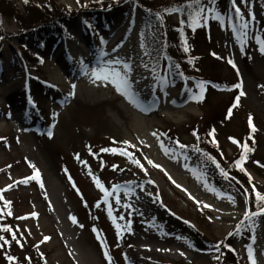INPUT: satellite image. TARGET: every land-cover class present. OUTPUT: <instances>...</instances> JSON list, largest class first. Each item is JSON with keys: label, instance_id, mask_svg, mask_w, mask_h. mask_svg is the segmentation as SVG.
<instances>
[{"label": "rangeland", "instance_id": "374dc122", "mask_svg": "<svg viewBox=\"0 0 264 264\" xmlns=\"http://www.w3.org/2000/svg\"><path fill=\"white\" fill-rule=\"evenodd\" d=\"M30 1L44 6L48 0ZM94 1L97 0H56V4L79 10L81 4ZM13 3L24 12L23 0H13ZM236 3L248 21L246 41L242 44L237 39L239 31L233 32V26L239 30L242 21L235 18L231 0H226L218 9L223 22L206 14L208 21L192 31L191 54L198 58V71L195 78H187L183 84L173 79L162 80L157 70L153 73L154 66L143 41L144 11L133 0L101 14L80 12L66 22L69 36L46 46L42 45L44 41L39 35L27 39L13 18H3L0 26V69L3 72L0 79L9 75L21 80L7 92L0 91V190H3V198L12 204L14 226L28 261L32 258L38 264H74L66 248L59 245L51 220L42 209L40 193L53 196V188L67 212L76 217L77 223L70 224L71 250L79 261L87 254L97 264H129L130 247L134 246L150 250L140 256L143 263L220 264L226 241L236 249L237 264H251L249 246L253 257L254 250H259L262 256L264 213L252 217L251 221L245 220L244 213L249 210L245 197L197 147L199 140L214 138L223 146L224 155L233 158L244 150L243 141H246L250 151L246 153L242 167L253 178L256 187L264 192V162L258 163V160L264 161V133L255 137L253 127L254 123L264 124V54L259 51L255 39L257 36L264 38V0H247L246 3L236 0ZM177 20L178 16L174 14L173 21ZM119 21L133 25L126 22L120 29L125 31V37L118 46L143 59L142 70L151 76L146 85L154 91L153 110L146 116V131L156 132L159 140L167 148L175 149V153L170 151L165 155L157 137L136 138L129 120L120 114V102L90 96L79 83V73L73 81L75 94L68 92V99L62 101L55 112L46 104L50 99L45 90L46 67L58 64V46H71L77 37L83 36L99 46L104 45L107 28ZM77 31H80L78 36H72ZM110 53H95L93 57H107ZM33 56L38 57V61L28 62ZM228 59L234 61L236 68L227 62ZM200 82H205L202 99H193L200 95L197 86ZM91 83L95 86V82ZM238 83L241 88L232 87ZM6 85L11 86L8 81ZM241 91L244 95H240ZM173 94H178L181 101L189 100L195 113H181L178 119L175 107L172 118L159 115L157 106ZM15 100L16 105L13 104ZM23 101L28 102L25 106L29 113L27 120L23 119L21 110L15 112L13 107L22 109ZM173 104L178 105L176 101ZM230 108L233 112L229 115ZM250 116L251 134L245 129L246 124L250 125ZM43 119L46 120L43 125L36 127ZM28 123L34 125L30 132H27ZM192 125L197 135H189ZM236 128L240 136L231 138ZM17 131L22 136H18ZM170 133L179 144L170 142ZM156 142L163 158L168 156L174 163L182 164L205 192L227 204L224 211L230 212L234 219L220 222L210 206L204 207L206 202L182 193L168 173H160L148 164V159L155 163L159 156L150 152ZM180 144L186 147L180 148ZM102 148L127 151L143 168L132 164L128 156L103 152ZM36 170L40 175L39 182L33 179L28 183L21 182L33 176ZM93 177L99 178L109 190L113 185H120L118 193L110 196L107 204ZM212 188L224 195L214 193ZM116 195L120 197V204L116 203ZM229 196L235 203L228 199ZM110 206L112 218L108 216ZM50 208L54 213L53 203ZM32 213L37 215L32 216ZM113 218L121 226L119 235ZM163 223H167L165 228ZM44 237L49 239L44 240ZM101 241L104 247H101ZM105 251L111 261L105 258ZM0 264H9L1 248Z\"/></svg>", "mask_w": 264, "mask_h": 264}, {"label": "bare ground", "instance_id": "6f19581e", "mask_svg": "<svg viewBox=\"0 0 264 264\" xmlns=\"http://www.w3.org/2000/svg\"><path fill=\"white\" fill-rule=\"evenodd\" d=\"M126 22L127 21H119L107 28L106 36L104 38L106 44L104 45L102 44L99 46L97 43L89 41L85 36H83L81 38L77 37L75 42L73 41L71 43V46H68V44L67 46H64V44L62 46H58V64H48L46 67L47 80L45 81V90L47 96L50 98L46 104L52 112H55L57 110V106L60 105L62 101L68 99V92L71 91L75 94L77 91L75 87L73 88V81L76 80L75 77L79 73V83H81L82 86L89 91L90 96L100 99H108L111 101L118 100L120 102L118 105L120 114L129 120L132 127L131 130L136 138H153V135L146 131V116H148V114L153 110L151 99L154 91L150 86L146 85V82L151 79V76L144 73L142 70L143 68L141 61L143 59L141 60L136 54H128V49H123L121 46H118L120 40L125 37V31L120 29H122ZM129 24L133 25L132 23L127 22V25ZM80 31L73 32L72 36H78ZM63 41L66 40L64 39ZM96 45L99 46V48ZM68 47L70 50H68ZM104 51H110L111 53L107 57H97L96 59L93 57L95 53L98 54ZM108 58L119 59L131 66V71L128 73V75L132 82L133 90L140 98V107H135L129 103L121 93L115 90V86L110 81L97 80L95 81V86L92 85L91 82L94 78L91 76V67L101 65V63L108 60ZM82 64L88 66L89 70L87 74L81 71ZM115 67L123 70L122 64L115 65ZM2 72L3 70L0 69V73ZM19 79L21 80V78ZM19 79H13L12 76L9 75L2 80L0 79V91L7 92L10 88L19 85ZM7 81L10 83V87H8L9 85H6ZM80 90L81 88H79V91ZM10 94L13 95L12 93ZM179 98L180 97L178 94H173L172 96L165 98V101L157 106L158 114L172 118L174 116L173 111L175 110V107L177 109L176 112L178 116L176 115V117L178 119H180L179 114L181 113L194 114L196 110L189 104V100L181 101ZM175 101L178 104L177 106L173 104ZM27 103L26 101L21 102L23 105L21 107L22 109L13 106L15 112L21 110L24 120H27L29 114L25 109ZM13 104L16 105L17 101L15 100ZM18 104H20V102ZM43 121L45 122L46 120L43 119L40 121L39 126L36 125V127L40 128L43 125ZM32 127H34V125L28 123L27 132H30ZM13 130H15L14 127ZM17 135L22 136V133L17 131ZM157 145L158 144L156 142L155 147L150 148V152L157 155L159 154L155 163L161 165L162 167L157 168L158 172H167L172 178L171 181H175V183H173L175 187L182 193H185L196 201L206 202L212 209L215 217L218 218L220 222H228L234 219V216L231 215L230 212L224 211V209H226V203L222 202L216 195L205 192L197 183V181H195L191 175H189V171L184 168L182 164L174 163L171 157L168 156L163 158L159 153ZM177 185H180V187H177ZM52 192L53 196H48L47 194L41 192L40 200L43 203V212L48 215L52 226L55 229V237L58 239L59 245L66 248L70 259L74 264H97L94 258L87 254L83 255V261H79L75 257L71 250V215L67 212L63 203L56 196L55 188H53ZM50 198L52 200H50ZM52 203L54 204L55 208L54 213L50 208ZM54 215H56L57 218H55ZM166 225L167 223H163L164 228ZM167 229H169V226ZM162 239H164V235L162 236ZM171 250L175 251L173 248H171ZM146 252L150 253V250L142 247L135 248L134 246H131L130 255H128L129 264H149L143 263L142 259L140 258V256ZM259 253V250H254L253 259L255 260L256 264H264V253L262 252V256H260Z\"/></svg>", "mask_w": 264, "mask_h": 264}, {"label": "trees", "instance_id": "16d2710c", "mask_svg": "<svg viewBox=\"0 0 264 264\" xmlns=\"http://www.w3.org/2000/svg\"><path fill=\"white\" fill-rule=\"evenodd\" d=\"M128 1L131 0H97L90 4H81L79 10H73L70 8L58 7L56 0H48L44 6L36 5L30 0H27V3H25V0H23L24 12H22L15 6L13 0H0V26H2L3 18H13L18 23L20 33L27 39L39 35L44 43H47L66 34V22L74 18L80 12H89L92 15L101 14L108 9L116 8ZM133 1L144 11L142 23L143 41L149 52L151 63L155 70L160 73V77H164L165 79L163 80L172 78L179 83H183L187 78H195L199 62L198 58L191 54L192 48L190 47V38L193 28L189 27L187 23L183 25L180 23L182 19H187V13L176 12L169 14L164 11L166 8L184 4L185 0ZM225 1L226 0H216L213 5L210 3V0H204V3L207 7H215L218 10ZM157 12L161 13L163 16V22L156 19L155 13ZM174 14L178 16L177 22L173 21ZM184 46H187V52L184 51ZM31 61H35V58H28V62L31 63ZM231 111L233 112L232 108ZM253 127L255 137L259 138V134L263 135V122H259L258 124L254 123ZM251 128L252 126L246 124L245 129L247 133H252ZM195 132L196 128L192 125L189 135H197ZM247 133L246 135H248ZM246 135L242 134L243 137H246ZM239 136L240 134H238L236 128L231 138H238ZM169 139L172 144L176 143V139H174L172 133H170ZM243 144H246V141H243ZM197 147L207 158L212 157L215 159L216 163L220 166L217 168L219 173L220 168H223L229 174L227 180L245 197V199L247 196L249 210L253 212L258 210L255 193L252 189L255 187L256 191L262 194H264V192H261L256 187L253 178L249 175L245 167H243L245 171H241L240 168L234 166V162L240 158L244 150L238 156L227 158L224 155L223 146L214 138L199 140L197 142ZM209 161L212 162L210 159ZM258 161V163L264 162L263 159ZM216 163H213L215 167H217ZM249 176L251 177V182H249ZM0 196H2L1 191ZM5 201L4 198L0 199V209H3V211H0V228L7 225L10 227L11 231L0 230V236L4 237V240H0V248L4 258L9 264H38L37 261H34L32 258L29 259L30 261L25 258L21 237L14 226L12 218V204L5 205ZM260 207H264V202H260ZM9 211H11V215L8 214ZM13 233H15L16 236L15 240L12 239ZM5 241H7V243H5ZM223 245L224 249L220 258V264H237L238 255L236 249L233 248L228 241L224 242ZM9 256L13 257V259L9 260Z\"/></svg>", "mask_w": 264, "mask_h": 264}, {"label": "snow or ice", "instance_id": "6c2138e0", "mask_svg": "<svg viewBox=\"0 0 264 264\" xmlns=\"http://www.w3.org/2000/svg\"><path fill=\"white\" fill-rule=\"evenodd\" d=\"M215 2H216V0H210V3H212L213 5L215 4ZM243 2L246 3L247 0H243ZM25 3H27V0H25ZM231 4H232V8L234 9L235 18L242 21L240 23L239 30H237L235 28V26H233V32L239 31V35L237 36V39L243 44L247 39L248 21L244 18L240 7L237 6L236 0H231ZM164 11L169 13V14L176 13V12H178V13H185L186 12L187 13V19L186 20L182 19L180 21V23L182 25L187 23L189 27L193 28V30H195V28L198 26H202L203 23H206L208 21L209 15H206L205 13L211 14V18L217 19V20H220L221 22H223V18L221 17V14L219 13V11L215 7H207L204 3V0H185L184 4L179 5V6H173L171 8H166V9H164ZM155 17L158 21L163 22V16L161 15V13H159V12L155 13ZM228 19L229 20L232 19L231 15L228 16ZM181 32H182V29H181ZM255 39H256L257 44L259 45V51L261 52V54H264V38L257 36V37H255ZM101 42L103 43V40ZM141 46L144 47L143 44ZM241 50L243 51V48ZM184 51L185 52L188 51L187 46H184ZM145 54H148V53H145ZM213 55H215V53H213ZM227 62L233 68H236V65L232 59H228ZM121 64L123 66V70L115 67V65H121ZM144 66L147 67V65H144ZM88 70H89L88 66L82 64L81 71L84 72L85 74H87ZM130 71H131V66L128 63H124L119 59H109V60L103 61L101 63V65L91 67V69H90L91 76L94 78L93 82H95L97 80L110 81L115 86V90L117 92L121 93L128 100L129 103H131L135 107H140V103H141L140 98L137 95V93L133 90L132 82H131L130 77L128 75V73ZM153 73L155 74V68H153ZM160 78L162 80L165 79L164 77H160ZM204 84H205V82H200L197 85L200 89V95L192 97L193 99H197V100L202 99L203 93L205 91ZM74 87H75V85H73V88ZM232 87L241 88V84L238 83L236 85H233ZM72 94H74V93H70V95H72ZM240 95H244V93L241 91ZM238 100H239V96L236 97V101H238ZM230 114H231V108L229 109V115ZM249 124L251 126V116L249 117ZM152 135L154 137H157V140L160 144V148L165 153V155L169 154L170 151L175 153V149L167 148L164 145V142L159 140V135L156 132H153ZM49 136H51V132H49ZM122 143L129 144L128 141H123ZM176 143L179 144V141H177ZM179 147L184 148L186 146L180 144ZM243 147H244V153H242L240 155V158L234 162V166L240 168L241 171H245V169L242 167V162L246 159L245 153L250 151L247 144H244ZM195 150L199 151V149H195ZM101 151L111 152L113 154L119 152L121 155L128 156V158L132 164H135L138 167L143 168V165L140 163V161L133 158L132 155L129 154L127 151H123V150H120L117 148H102ZM172 158L175 159L176 158L175 155H173ZM185 158H187V157H185ZM208 158L210 160H212L213 163H216L214 158H212V157H208ZM147 162H148V164H151L156 168L162 167L159 164H155L151 159H148ZM216 166H217V168L220 167L218 163H216ZM113 167L115 168L116 166L113 165ZM185 167H187V165H185ZM165 174L168 175L167 172H165ZM220 174L225 179H227L228 175H229L223 168H220ZM89 175H92L91 172H89ZM29 179L37 180L39 182L40 175H39L38 170H36L34 172L33 176H31L30 178H24L21 182L22 183H28ZM69 179H71V177H69ZM93 179H94L95 186L104 194L103 195V202L105 204H107L109 202V197L118 193V191L120 189V185H113L112 189L109 190L108 188H105L104 184L100 181L99 178L93 177ZM169 179H172L171 176H169ZM197 179H200V177L197 176ZM249 182H251L250 176H249ZM173 183H175V181H173ZM73 186L75 187V185H73ZM7 187L10 188L11 185H8ZM41 187H43L42 184H41ZM177 187H180V185H177ZM210 190L213 191L214 193L218 194V195H224L222 193H218V191L215 188H212ZM0 191H3V190H0ZM252 191L255 193V199L257 201L258 211H255V212L250 211V210L245 211L244 219L249 220V221H251L252 217H255L261 213H264V207H260V202H264V194L260 193L259 191H256L255 187H253ZM115 198H116V203L120 204L119 195H116ZM0 199H3V196H0ZM228 199L230 201H232V203H235V200L233 197L229 196ZM247 202L248 201H247V196H246V203ZM10 203H11L10 201H5V205H10ZM97 206H99V204ZM204 207H209V205L205 204ZM0 211H3V209H0ZM8 214L11 215V211H9ZM31 215L36 216L37 213H32ZM108 216L110 218H112L111 206L108 209ZM122 218L123 217H121V219ZM70 219L72 220L73 223H77L76 217L70 216ZM242 223H243V221H241V224ZM113 224L116 226L117 232L119 235V231H120L121 226L119 224H116L115 218H113ZM80 226L83 227V225H80ZM238 229H239V226H238ZM0 230L11 231L10 227H8L7 225H4L2 228H0ZM93 231H96V229L93 228ZM231 234L232 233H229V235H231ZM12 239L13 240L16 239L15 233H13ZM48 239H49L48 237H44V240H48ZM97 239H100L99 235H97ZM0 240H4V237L0 236ZM5 243H7V241H5ZM104 246H105L104 242L101 241V247H104ZM104 255H105L106 259L111 261V257L109 256L107 251L104 252ZM248 257L252 261V264H256L255 260L253 259V250H252L251 246L248 247ZM8 259L12 260L13 257L9 256Z\"/></svg>", "mask_w": 264, "mask_h": 264}]
</instances>
